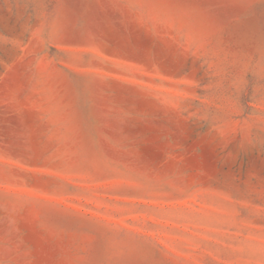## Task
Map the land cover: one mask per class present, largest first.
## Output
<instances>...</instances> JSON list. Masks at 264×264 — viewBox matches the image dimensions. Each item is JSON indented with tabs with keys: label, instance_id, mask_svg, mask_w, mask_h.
<instances>
[{
	"label": "rangeland",
	"instance_id": "obj_1",
	"mask_svg": "<svg viewBox=\"0 0 264 264\" xmlns=\"http://www.w3.org/2000/svg\"><path fill=\"white\" fill-rule=\"evenodd\" d=\"M0 264H264V0H0Z\"/></svg>",
	"mask_w": 264,
	"mask_h": 264
}]
</instances>
